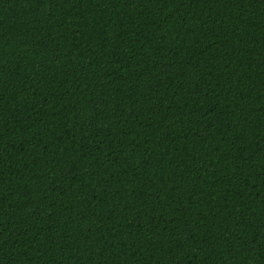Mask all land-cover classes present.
<instances>
[{
	"label": "trees",
	"instance_id": "trees-1",
	"mask_svg": "<svg viewBox=\"0 0 264 264\" xmlns=\"http://www.w3.org/2000/svg\"><path fill=\"white\" fill-rule=\"evenodd\" d=\"M0 264H264V0H0Z\"/></svg>",
	"mask_w": 264,
	"mask_h": 264
}]
</instances>
